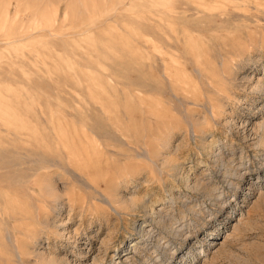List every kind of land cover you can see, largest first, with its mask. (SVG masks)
Here are the masks:
<instances>
[{
    "label": "rangeland",
    "instance_id": "obj_1",
    "mask_svg": "<svg viewBox=\"0 0 264 264\" xmlns=\"http://www.w3.org/2000/svg\"><path fill=\"white\" fill-rule=\"evenodd\" d=\"M0 264H264V0H0Z\"/></svg>",
    "mask_w": 264,
    "mask_h": 264
},
{
    "label": "bare ground",
    "instance_id": "obj_2",
    "mask_svg": "<svg viewBox=\"0 0 264 264\" xmlns=\"http://www.w3.org/2000/svg\"><path fill=\"white\" fill-rule=\"evenodd\" d=\"M194 70H195V69H194ZM193 136L196 137V138H198V139H201V140H203V139L205 138V134H204V132H203L202 135H198V134H196V133L193 132ZM6 155H7V154H6Z\"/></svg>",
    "mask_w": 264,
    "mask_h": 264
}]
</instances>
